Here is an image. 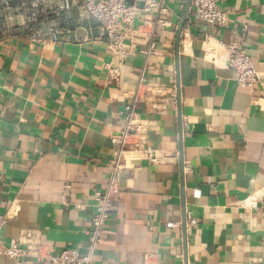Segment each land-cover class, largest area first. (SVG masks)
<instances>
[{"label":"crops","instance_id":"1","mask_svg":"<svg viewBox=\"0 0 264 264\" xmlns=\"http://www.w3.org/2000/svg\"><path fill=\"white\" fill-rule=\"evenodd\" d=\"M163 1L123 62L80 10L42 42L0 10L2 243L38 229L51 251L86 253L113 138L134 106L158 161L136 158L121 174L94 264H264V0H219L227 27L200 21L191 0ZM231 38L261 73L254 89L207 50ZM140 82L160 85L158 106L135 102Z\"/></svg>","mask_w":264,"mask_h":264},{"label":"built area","instance_id":"2","mask_svg":"<svg viewBox=\"0 0 264 264\" xmlns=\"http://www.w3.org/2000/svg\"><path fill=\"white\" fill-rule=\"evenodd\" d=\"M191 3L200 21L216 27L228 26L229 17L227 12L219 7V0H191ZM163 4V0H18L14 5L12 0H0V9L15 11L24 23L34 21V15L38 12H43L48 20L55 14L59 15V12L80 10L99 25L108 51L123 62L133 52L137 37L143 36L141 27L148 26L153 12L158 10L161 17L165 15L167 11ZM139 16L142 17V22L135 28L134 22ZM161 17L157 22L164 24L165 20ZM9 19L11 20L10 17ZM59 29L56 21L50 19L44 28L33 31L31 37L39 42L46 39L55 41L59 37ZM155 37L153 31L150 38ZM207 50L213 54V61L217 57L224 58L226 66L235 72L236 81L240 86L254 89L261 83V73L255 68L239 39L231 38L229 42L216 41L212 46L209 43ZM112 75L111 80L117 82V75ZM153 95H163L160 85L140 82L135 92V102L150 101L154 107L158 106L159 102L155 103ZM126 110L119 136L113 138L114 157L109 163L111 177L106 187L96 193L95 212L87 230L86 253L80 254L76 248L51 251L42 243L38 229H24L18 238L11 239L7 245L0 240V256L3 255L16 264H24L23 258H31L40 263L94 264L93 249L100 241L114 199L121 191V174L128 170L136 158L146 159L149 163L158 161L154 149L146 143L145 121L138 118L134 106H127ZM6 218L5 215H0V232ZM166 226L171 228L175 223L168 222Z\"/></svg>","mask_w":264,"mask_h":264},{"label":"trees","instance_id":"3","mask_svg":"<svg viewBox=\"0 0 264 264\" xmlns=\"http://www.w3.org/2000/svg\"><path fill=\"white\" fill-rule=\"evenodd\" d=\"M18 0H12V3L15 5L16 2ZM1 10V9H0ZM1 13V12H0ZM35 19L34 21L32 22H28V23H24V28H25V31H35L37 28H40V27H45L46 23L50 20V19H54L57 23V25L59 27H62V26H66L67 25V22L68 19L66 18V12H59V15H54L53 17H51L50 19L46 20L45 19V14H43V12H38L34 15ZM4 19L3 17L0 15V38L3 37V35L5 34L6 30L4 28Z\"/></svg>","mask_w":264,"mask_h":264}]
</instances>
